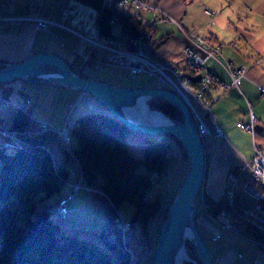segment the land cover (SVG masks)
<instances>
[{
  "label": "crops",
  "instance_id": "1",
  "mask_svg": "<svg viewBox=\"0 0 264 264\" xmlns=\"http://www.w3.org/2000/svg\"><path fill=\"white\" fill-rule=\"evenodd\" d=\"M145 2L149 6L148 9L131 7L143 12L142 15H136L140 21H150L159 15L158 11L174 21L157 22L148 36L152 42L167 35L164 45L151 52V55L157 53L154 56L155 61H170L175 66L183 68L181 53L183 48H190L202 56L205 54L202 45L185 37L182 30L197 32L203 42L217 47L220 52L208 59L205 67L223 85L209 94L214 101L207 115L209 121L221 130L223 138L220 141L211 137L203 140L204 175L201 186L202 194L215 202L220 201L228 171L239 170L253 157L254 148L264 150V97L261 95L264 90V0H145ZM69 7L73 8L74 14L65 16L64 13ZM91 9L75 0H0V60L6 64L17 63L32 54L54 53L64 59L71 69L80 71L88 65L91 68L90 74L83 72L101 82L138 88L155 86L153 81L146 86L140 84L141 77L154 80L146 73L140 72L129 76L124 69L126 72L124 77L107 69L103 60L110 52L101 46L91 47L86 40L89 31L85 28L87 22L83 21V17L89 15ZM35 16L51 19L58 25L45 30L38 29L33 22L25 20ZM79 17L80 20L76 21ZM96 40L101 45L107 44L106 38L100 37L99 34L96 35ZM85 57H88L89 61L86 62ZM225 64H230L233 68L245 67V76L238 83V87L231 85ZM11 86L15 90L22 89L26 96L16 94L15 98L22 100L28 107L33 106L34 117L49 126L58 127L61 124L72 126L78 118L95 112L108 115L104 107L93 97L78 90L30 80H15ZM25 87L37 94L44 93L51 97L45 105L48 107L45 114L41 115L40 110H36L41 99H36L35 95L31 97V93L23 90ZM60 102L68 103V106L74 104L73 110L67 112L64 108V112L58 113L57 105ZM250 113L254 116L252 135L236 127L238 122L248 123ZM9 118V112L0 110L1 125L7 126ZM130 135L128 134L127 139L129 150L142 158L141 151L146 137ZM167 140L171 146L169 161L172 153L176 155L175 162L170 164V167L175 168V174L164 184L163 189L170 192L168 197L171 200L184 169L178 145L169 137ZM65 143L70 149L76 146V140L70 131ZM53 159L56 169L67 171L66 183L62 187L60 197L71 195L73 184L82 185L78 163L65 158L59 148L54 149ZM82 189L80 187L66 201L67 215L60 225L65 232H81L98 240L105 222L103 212L108 207V200L98 191L86 192ZM153 197L158 198L154 193ZM50 213L54 219L53 214L57 215L54 206ZM58 218L57 215L54 220L57 221ZM205 219L204 229L208 234L206 239L209 240L208 243L204 239L203 241L213 263L230 264L234 258L243 259L241 254L235 255L228 245L227 239H233L227 234V231L231 230L221 227V221L218 219L209 216H205ZM222 236L225 243L220 242ZM239 236L245 238L242 233ZM153 238L154 236H151V239ZM243 264L259 262L246 256Z\"/></svg>",
  "mask_w": 264,
  "mask_h": 264
},
{
  "label": "trees",
  "instance_id": "2",
  "mask_svg": "<svg viewBox=\"0 0 264 264\" xmlns=\"http://www.w3.org/2000/svg\"><path fill=\"white\" fill-rule=\"evenodd\" d=\"M75 1L98 11V34L102 38L110 36L111 19L116 20L127 37L133 38L142 32L151 35L152 29L143 21L127 11L117 10L115 5L102 7L103 0ZM166 40L167 35H164L150 42L151 52L162 47ZM5 64L0 60V69ZM71 70L81 77L92 78L83 70ZM183 72L195 82L192 72L187 69ZM11 83L0 84L1 104L16 94L26 96L22 89L15 90ZM148 104L170 118L182 121L179 111L172 105L158 100H149ZM5 109L10 118L7 126L1 125L0 120V264H132V255L122 239L123 232L117 228V221L122 223L118 214L122 202L133 207L128 227L139 225L146 249L153 253L158 229L166 220L172 202L171 199L162 206L159 198L149 192L167 168L171 150L167 139L158 141L141 134L146 137L142 158L135 156L129 150L127 140L131 132L124 125L110 115L91 113L78 118L72 125L70 132L76 146L70 149L56 127L34 117L33 106ZM42 124L47 128H42ZM5 131L14 134L13 138L2 140L1 133ZM167 137L178 145L184 163L179 186L185 174L187 157L183 147L173 137ZM6 142L13 145L5 146ZM55 148L61 149L65 158L78 163L83 186L96 187L90 192L98 191L108 200L98 240L81 232H65L60 225L65 218L58 213L57 221L51 217L50 209L62 198L60 192L67 178L66 170L55 168ZM142 167L144 171L140 173ZM198 194L203 208L201 216L215 218L221 210L227 209L222 199L215 202L200 191ZM154 219L156 234L151 242L148 225ZM244 226L253 240L258 241L260 247L264 246V238L248 225ZM185 246L188 256L201 264L192 245L186 241Z\"/></svg>",
  "mask_w": 264,
  "mask_h": 264
},
{
  "label": "built area",
  "instance_id": "3",
  "mask_svg": "<svg viewBox=\"0 0 264 264\" xmlns=\"http://www.w3.org/2000/svg\"><path fill=\"white\" fill-rule=\"evenodd\" d=\"M104 6L115 5L117 10L126 12L131 7L140 9H148L149 6L146 2L141 0H104ZM95 18V11H92ZM159 15L155 16L150 21H143L147 28L153 29L157 22L171 21L166 14L158 11ZM73 8L66 9L64 15H73ZM77 18L76 21H79ZM25 20L33 22L38 29L45 30L46 28L58 25L51 19H42L37 16L32 18H25ZM110 36L106 38V45H101L96 40L98 34L97 19L96 22L89 21L85 26L88 29V43L91 47H104L110 54L103 60V64L107 67L113 66L126 69L129 76L136 75L140 72L151 75L157 86L168 89L176 93L187 105L190 112V121L194 124L197 132L203 141L207 138H214L220 141L223 138L221 130L213 125L207 118L210 106L214 101L213 97L209 94L216 91L218 88L223 87L220 81L210 73L206 67V61L220 52L217 47L203 42L199 34L195 31L182 30L185 37L199 42L205 50L202 56L190 48H183L181 50L183 56V68L173 65L171 62H157L154 63L150 59V54L147 51L150 40L145 32H142L136 37L130 38L121 32L119 25L115 19L110 21ZM124 38L127 41V48H122L120 41ZM86 61L88 57L84 58ZM231 79V85L238 87V83L245 76V67L239 66L233 68L230 64H225ZM184 69L189 70L195 75V82L191 81L189 76L183 72ZM264 97V90L261 92ZM3 107H11L14 109L27 107V104L22 100L11 98L8 101H3ZM254 122V116L250 113L248 123H236V127L250 133L252 135L251 126ZM46 129L45 124L41 125ZM71 125L64 127H56L55 130L59 133L62 139L67 142L68 134ZM14 134L7 131L1 133L2 140L5 138H13ZM15 139V138H14ZM13 145L12 142L5 143V146ZM170 155V152H169ZM169 158V157H168ZM156 175H154L155 177ZM243 177L244 182L242 186L236 190L235 186L238 180ZM80 187L86 188L89 191L93 189L85 187L80 183H75L72 186V194ZM68 195L60 198L57 206L58 214L65 218L67 215L66 201L72 196ZM151 195V194H150ZM246 196L248 201L246 203L240 202V196ZM221 199L224 205L227 206L226 210H221L214 219L221 221V227L231 230L233 232L242 233L246 239L253 240L249 229L253 230L256 234L264 238V150L254 148L253 157L247 161L239 170L230 169L224 180L221 190ZM118 227H121V222L117 221ZM124 231V230H123ZM255 241V240H253ZM258 243V241H255ZM261 245L260 243H258ZM264 248V246H261Z\"/></svg>",
  "mask_w": 264,
  "mask_h": 264
},
{
  "label": "water",
  "instance_id": "4",
  "mask_svg": "<svg viewBox=\"0 0 264 264\" xmlns=\"http://www.w3.org/2000/svg\"><path fill=\"white\" fill-rule=\"evenodd\" d=\"M78 90L93 97L104 107L108 115L120 122L131 133L147 136L168 135L184 149L187 157L185 174L167 211L166 220L158 229L152 254V264H199L191 259L186 250L188 241L195 249L201 264H214L195 223L197 196L204 175L203 142L190 121V112L185 102L173 91L154 87H125L81 77L73 72L67 62L54 53H36L17 63L5 64L0 69V84L15 80H30ZM145 102L149 112L160 114L166 122L156 124L132 117L140 101ZM149 100L166 102L175 107L182 118L177 121L153 109ZM140 168L139 172H143Z\"/></svg>",
  "mask_w": 264,
  "mask_h": 264
},
{
  "label": "rangeland",
  "instance_id": "5",
  "mask_svg": "<svg viewBox=\"0 0 264 264\" xmlns=\"http://www.w3.org/2000/svg\"><path fill=\"white\" fill-rule=\"evenodd\" d=\"M103 3H104V0L102 1V7H105L103 5ZM92 10L95 11V14H96L95 18L93 17L94 12H92ZM127 13H129L130 15H133V16H136L138 14H140V15L143 14V12L140 9H134V8L128 9ZM88 14L89 15L83 17V21L85 20V22H87L86 25H88L89 21H91V20L93 21V19H94V22H96V19L98 18V11L96 9L92 8ZM88 37H89V35L86 34V39H88ZM149 40H150V38H149ZM120 44H121L122 48H127V41L124 38L121 39ZM150 45L147 49V51L150 54V59L152 62L157 63V61L154 60V56L157 53H155L154 55H151ZM168 62H170V61H168ZM107 69H109L110 72H112L114 74H118V75L126 77V74H125L126 72L124 69H119V68H116L113 66H109ZM83 71L87 74H90L91 68L88 65H85ZM140 80H141L140 84L143 86H146L147 83L150 84L151 81H153L154 85H156L154 80H152V79L149 80L147 77H141ZM26 84H25V86H26ZM43 86H45V85H43ZM23 90L25 92L28 91L27 93H31V95H30L31 97H32V95H35L34 97L36 99L37 98L41 99L39 105L36 108V110H38V109L40 110L41 115L45 114L48 111V109H47L48 107L47 106L45 107V105L49 102V99L51 98L50 96L44 95V93L37 94V93H35L34 90L30 91L27 87H25ZM43 102H44V104H43ZM73 105L74 104H71L70 106H68V103L66 104L65 102L64 103L60 102L57 105V107L59 108L58 113H60L62 111L64 112V108H66L67 112L72 111ZM0 110H2V112L7 111L2 106L1 103H0ZM95 113H97V112H95ZM58 127H64V125L61 124ZM132 134H136V133H131L130 136H133ZM138 136H143V135L138 134ZM167 136L168 135L164 134V135H160V136H149V137L153 138L155 140H158V141H164L168 138ZM179 152H180V149H179ZM180 154H181V152H180ZM181 158H182V155H181ZM175 160H176V155L172 153L170 161L168 162V165H167L165 172H163L160 175V179L157 180L152 186V191L155 195L158 196L162 206H166L170 201V198L168 197L170 192H166L165 190L163 191V189L165 188L164 184L168 183L170 181V179H172L173 175L175 174V168L170 167V164L172 162L174 163ZM183 168H184V163H183ZM243 182H244V179H243V177H241L238 180V182L236 183L235 189L238 190L242 186ZM83 189L86 192H90L86 188H83ZM199 191L201 193V188ZM79 194H80V192H79ZM239 199H240V202H242V203H246L248 201V198L245 195L240 196ZM195 203L197 205V207H196V216H197L196 217L197 218L196 224L198 226V231H199L201 237L204 239V241L208 243L209 238L206 239L208 234H207V231H205V229H204V221H203L206 219L204 216H201L203 208L201 205V200H200L199 194L195 198ZM54 209L58 213L57 206H54ZM132 211H133V207L128 202H122L118 207V214H119L121 220H123L125 223L129 222ZM53 217H54V219H56L57 215L53 214ZM124 222L122 223V225H120L121 227H118V225H117V228H120L123 232L122 239H123L124 243L126 244V247L128 248V250L130 251V253L132 255V264H152V254L153 253L149 252L148 249H146L147 244L145 243V238L141 234L139 225L134 224L133 227H128V225H125ZM148 227H149L150 235L154 236L156 234V220L155 219L151 220L149 222ZM227 232H228L227 233L228 236L233 238V239H231V238L227 239L228 245L230 246L231 251H233V253L235 255L241 254L243 257V259H240L237 257H236L237 259L234 258L235 260L232 259L230 264H243L244 258H246V256L250 259L257 260L259 262V264H264V250L260 247V245L257 242H255L253 240L245 239V238L239 236L240 234L237 232H233V231H227ZM152 240L153 239H151V242H152ZM224 241H225L224 236H222V238L220 239V242L225 243ZM234 242H237V243L235 244Z\"/></svg>",
  "mask_w": 264,
  "mask_h": 264
},
{
  "label": "bare ground",
  "instance_id": "6",
  "mask_svg": "<svg viewBox=\"0 0 264 264\" xmlns=\"http://www.w3.org/2000/svg\"><path fill=\"white\" fill-rule=\"evenodd\" d=\"M2 106H3V103H2ZM130 114L132 117H135L139 120L151 121L156 124H164L166 122V120L160 114H154V113L149 112L145 105V102H143L142 100L139 102V105L136 109L131 110ZM95 188L96 187H92L91 189H95ZM149 192L153 196L152 188L150 189Z\"/></svg>",
  "mask_w": 264,
  "mask_h": 264
}]
</instances>
